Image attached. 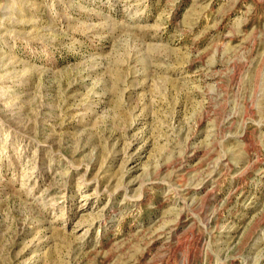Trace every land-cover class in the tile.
<instances>
[{
    "label": "rangeland",
    "instance_id": "obj_1",
    "mask_svg": "<svg viewBox=\"0 0 264 264\" xmlns=\"http://www.w3.org/2000/svg\"><path fill=\"white\" fill-rule=\"evenodd\" d=\"M0 264H264V0H0Z\"/></svg>",
    "mask_w": 264,
    "mask_h": 264
}]
</instances>
